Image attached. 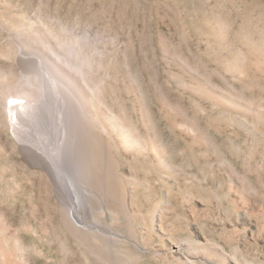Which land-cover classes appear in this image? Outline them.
Masks as SVG:
<instances>
[{"label":"rangeland","instance_id":"374dc122","mask_svg":"<svg viewBox=\"0 0 264 264\" xmlns=\"http://www.w3.org/2000/svg\"><path fill=\"white\" fill-rule=\"evenodd\" d=\"M182 61L223 100L259 99L258 114L188 88ZM44 70L66 105L58 136L63 194L59 179L23 158L6 108L11 93L41 99L51 120L56 94ZM172 74L184 83L170 82ZM99 103L136 123L141 135L149 115L175 142L181 173L159 168L149 145L144 156L125 153ZM263 103L264 0H0V233L7 252L26 264L264 263ZM169 112L195 123V141L171 127ZM100 132L120 167L109 163ZM96 142L99 161L90 150ZM71 212L75 231L64 221Z\"/></svg>","mask_w":264,"mask_h":264},{"label":"bare ground","instance_id":"6f19581e","mask_svg":"<svg viewBox=\"0 0 264 264\" xmlns=\"http://www.w3.org/2000/svg\"><path fill=\"white\" fill-rule=\"evenodd\" d=\"M225 44H226V42H225ZM182 59H184V58H182ZM184 62L182 61V64L179 67L181 68V72L183 71L184 74H187L189 77L192 78V82H191V84H188V88H191L192 90H194V92H195V89H197L199 92L202 93V95L206 99H208V101L209 100L210 101L213 100V102H214V100L220 99L222 102H224V104H226V106L228 104L229 106L238 108V110L240 112L244 113V114H247V115L252 114V116H255L256 114H258L255 111H257L258 106H260L259 103H257L259 99H256V98H255L256 100L255 99L254 100L251 99L248 102L246 101L247 103L242 102L240 99H238L236 101H233V102L227 100L228 98L226 100H223V98L225 97L224 94L223 93L216 94V93H219V91L216 90L214 85L213 86L211 85V83L209 82V80H208V78L206 76L201 79L200 77H198L199 74H197L198 69L196 71V69L194 67H192L191 65H189V63L188 64H184ZM164 63H166V61ZM41 65H42V63H41ZM41 67H40V69H41ZM165 67H167V66H165ZM240 69H241V67H240ZM41 74H43V73H41ZM208 74H210V73H208ZM44 76H45L46 84L48 85L49 89L52 90V92L56 94V96L54 95L55 98H53V103H52L53 111L50 114V116L52 118L51 120H49V118L46 119V117L48 115L47 116H45V115L43 116L44 111L41 108V101H42L41 99H37V98H33V97H26V96H23V95H18V94H12L11 93V94H9L7 96L6 108H7L8 112H9V120H10V125H11V128H12V131L14 132L15 137H16L17 141L19 142V144H20V146L22 148V151L24 153V157L23 158H25V160L29 164L34 165L35 167H39L41 169L46 170L48 173H50V175L52 176V178H53V180L55 182H56V178L59 179L57 181L60 182L59 183L60 185L57 184V183H56V185L57 186L59 185L58 187L62 190L61 194H63V191L66 189L67 182L64 179H60L61 176H60V174L58 172L59 171L58 169L60 168V167H58V165H59L58 164L59 163L58 162L59 161L58 157L60 156L61 152L64 150V147H63V145L61 143L58 142V136H59V134L61 136V131H59V125L62 123V119H63V118H61L63 115L59 117V114L61 115L63 113L62 107H64V106L66 107V105H65V102L63 101V99L60 97L61 95L59 96L60 90H58L56 88L54 80H52V76H50L49 73L47 71H45V70H44ZM41 79H43V78H41ZM169 79H171L172 81H170V80H168V81H170V82H172V83H174L176 85H181V84L184 83V81H180V78H178L177 76H175L173 74L171 75V78H169ZM157 83H159V82H157ZM227 93L228 92H226V94ZM36 95H35V97H36ZM239 95L240 94H238V96ZM33 96H34V94H33ZM241 99H243V98H241ZM89 100L92 103L94 102V99L91 96H89ZM262 100H263V98H262ZM45 101H46V99H45ZM260 103H261V101H260ZM101 104L102 103H99L98 106L100 107V109H102L104 111V114H105L104 118H105L106 122L109 124V127L111 128V131L114 132L115 135L117 136L118 143H119L120 147L122 148V150L125 153L133 151V152H135V153H137L139 155H143L144 156V154L146 153V150L150 148L152 150L151 153L153 154V158L155 157L159 168L171 170L169 172H172V171L176 172V173L180 172L179 168L177 167V165L175 163V158H176V156L178 154L175 151V147H174V143L175 142L173 140H170V139H169V141L164 139V137L161 135L162 133L160 132V130L158 129L157 125L155 124L153 119L150 118L149 115L145 114V116L142 119L143 129L146 132H144V134L141 135L140 131L138 130L137 126L135 125L136 123L134 124L132 120H130L128 118L126 119V116L124 114L120 113L121 115H117V114L111 113L109 108L108 109H106V108L103 109V106H101ZM263 104H261V105H263ZM50 105H51V103H50ZM45 106H46V104H45ZM165 107L167 108L168 106L165 105ZM237 113L239 114V112H237ZM242 113H240V114H242ZM230 114H232V113H230ZM168 118H169V121L171 123V127L172 128L179 129L182 133L190 136L193 141H195L197 139L198 130H197L196 125H195V123L193 121H191L188 118H180L178 113L174 114L172 112L169 114ZM241 119H238L237 123H239V125L243 129H246L247 128L246 125L248 124L247 120L245 121L244 119L243 120H241ZM47 120H49L48 124L46 123ZM251 125H253V123H251ZM240 126H239V128H240ZM255 130H256V128L255 129L253 128L254 132H255ZM91 131H95L97 133V130H95L94 128ZM99 136H100V140H102V146H103L104 150L106 151V153L108 155V159H109L108 161L111 164V166L112 167L113 166L114 167H120L122 165L121 161L118 160V159L113 158V155H112L113 143L111 141H109V138L106 135H104L102 132L99 133ZM142 136L145 138V140H144V138ZM142 143L146 144V145H144V147H143ZM94 145L95 146H92L90 148V150H91L93 156L96 158V160L99 161L98 160V158H99V149H98V146H97V142L94 143ZM148 145H149V148H148ZM63 171L64 170H62V172ZM184 176L185 175H183V178H184ZM189 176H191V175H189ZM185 179H186V177H185ZM192 179H194V178L192 177ZM191 183H192V181H191ZM120 185H121V183H120ZM120 185L117 188V195L119 196L121 202H124V204H125V201H126L125 200L126 199L125 198L126 197L125 196L126 195L125 189L122 186H120ZM59 196L62 198L61 195H59ZM69 210H75V209H74L73 206H71ZM70 215H72V216L71 217H65L64 221H66V224L69 226V229L71 228L72 230L75 231L77 228H76L75 224L72 223L73 220H71V219H74V216H73L72 212H71ZM235 228L236 227H234V229ZM240 229L242 230V228H240ZM246 229L247 228L244 227L243 231L246 230ZM240 232H242V231H240ZM209 241H207L206 243L209 244L210 246L214 247L216 250L219 249L218 251L220 253L224 254L222 251H220V248H219L220 246L216 245L218 243L215 244V242L211 243V241L210 242ZM4 242L5 241L3 240L2 234H1V236H0V254H2L3 258H2L1 255H0V257L2 259H5L4 263H7V264H26L25 262H23V257L21 259L22 262L17 260V257L20 254H18L17 257H15L16 255L12 254V252H11L12 250L10 252L8 251L9 252L8 253L7 250H6L7 248H5L6 244ZM12 249H13V247H12ZM16 251H19V250L16 249ZM20 257L21 256H19V258ZM202 258L207 260V263L210 262L212 264H219V263H217L215 261H211V260H209L207 258H204V257H202ZM186 259H187V260H185L186 264H194V261L192 260L193 258H190V259L186 258ZM228 264H240V263L237 262L236 260H234L233 258H231V260L228 261ZM259 264H264V263H259Z\"/></svg>","mask_w":264,"mask_h":264}]
</instances>
